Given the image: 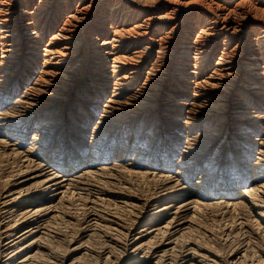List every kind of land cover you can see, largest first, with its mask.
I'll list each match as a JSON object with an SVG mask.
<instances>
[{"label": "bare ground", "instance_id": "6f19581e", "mask_svg": "<svg viewBox=\"0 0 264 264\" xmlns=\"http://www.w3.org/2000/svg\"><path fill=\"white\" fill-rule=\"evenodd\" d=\"M0 264H264V0H0Z\"/></svg>", "mask_w": 264, "mask_h": 264}]
</instances>
